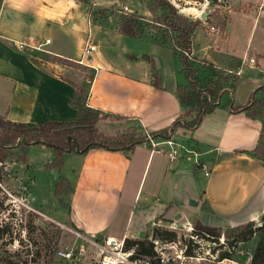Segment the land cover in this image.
<instances>
[{
  "label": "crops",
  "instance_id": "crops-1",
  "mask_svg": "<svg viewBox=\"0 0 264 264\" xmlns=\"http://www.w3.org/2000/svg\"><path fill=\"white\" fill-rule=\"evenodd\" d=\"M91 1L106 7L113 4ZM229 1L222 32L208 31L207 20L202 19L203 31L197 28L192 35L195 61L238 76L234 84L224 85L218 105L196 128L177 126L171 131L174 140L186 141L193 152L181 150L178 158L171 159L146 140L131 149L92 147L66 154L61 172L55 173L57 168L46 166L53 161V151L44 144H32L27 154L41 153L43 158L36 160L39 167L54 172L56 184L64 179L50 212L41 211L88 238L118 242L145 237L155 224H162V218L182 215L189 221L229 228L263 215L264 160L255 154L262 119L232 110V103L246 105L264 84V0ZM85 4L80 0H0V116L33 123L77 120L71 98L78 83L58 71L69 67L47 61L52 69L47 68L36 60L35 49L19 50L15 41L36 44L51 38L53 55L74 61L91 31L98 51L85 65L95 69L86 101L105 114L97 124L99 130L125 134L133 123L150 133L171 128L189 110L177 92L179 86L189 84L180 55L150 36L152 42L146 48H137L139 36L121 33L116 13H99L102 22L93 26ZM149 14L145 9L143 15ZM196 68L200 73L201 67ZM248 70L256 73L254 78L244 77ZM155 71L160 86L155 84ZM257 97L263 100L264 90ZM29 176V199L46 205L34 194L36 180ZM190 199L197 204H190Z\"/></svg>",
  "mask_w": 264,
  "mask_h": 264
},
{
  "label": "rangeland",
  "instance_id": "rangeland-1",
  "mask_svg": "<svg viewBox=\"0 0 264 264\" xmlns=\"http://www.w3.org/2000/svg\"><path fill=\"white\" fill-rule=\"evenodd\" d=\"M110 1L113 4L107 7L91 0L85 4V7L91 12L93 26L99 25L102 22L103 17L99 16V13L103 15L116 13L121 21L131 15H135L138 18L137 21L139 22L141 32L136 45L137 48H146V43L152 42L150 37L157 42H165L168 45L171 43L173 47L177 48L175 43L177 33L170 31L165 24L161 25L157 22L163 21L160 18L163 13L161 8L157 9L155 15L153 13L148 16L143 15L145 9L150 10L149 3H154V0ZM169 1L177 7L181 15L189 17L191 20H195L194 16L198 14V18H201L202 13L205 12L208 14V19L205 20L209 24L222 26L228 18L229 0ZM124 5H128L131 11L126 13L123 9ZM92 25L90 24V26ZM199 29L200 32L203 31L202 26ZM89 34H91V31H89ZM208 37H210L209 34ZM155 47L152 46L151 48L158 51ZM51 49L52 44L45 46L44 49L36 50V60L47 68H51L47 61H58L66 64L69 67L68 70H63V72L58 71L63 76H67L75 82L77 81L78 85H83L87 91L90 81L95 74V69L76 63L70 59L57 57L53 55ZM177 51L179 55L184 52L178 48ZM155 58H157L160 64L159 58L157 56ZM190 61L195 67L197 65L201 67L199 69L200 73L196 76V88L199 91H202L207 86L214 85V83H218V87L221 83L224 85L233 84L237 76L227 74L223 69L212 68L209 65L201 63V61H195L192 56ZM253 75H256V73L248 70L244 77H253ZM260 91L262 90L256 93V99L259 98L257 94ZM253 94H251V97ZM202 95H204L203 91ZM188 106L190 108V105ZM198 112L199 110H196L192 116L183 117L185 121H191L197 116ZM134 130L138 135L145 137L147 133H150L137 123H133L127 131ZM175 142L184 146L187 144L186 141L183 143L179 141ZM260 148L264 151V135ZM25 151L26 149L17 142L13 146L8 147L1 155L0 264H106V257H109L108 262L110 264H113V261L116 262L115 264H152V259L149 257L132 259L130 258V255L133 253L132 251H125V249L115 251L113 250V245H110L108 241L101 238H88L73 228V226L61 224L54 216L47 215L41 211L43 209L48 213L50 212L49 208L54 195H59L62 189L59 188L58 191L57 184L59 182L57 181L58 183L56 184L55 181V173H58L59 170L51 174L48 170L39 167L40 165L36 160L43 158L41 153H28L26 160L17 156L18 153H24ZM29 174L33 177V180H36L34 194L40 200L48 202L46 205L44 203L41 205V203L33 202L29 199V183L32 180ZM52 184H56L54 188ZM24 186L27 187L26 190L23 188ZM51 208L52 210L54 209L53 207ZM194 221H189L186 217L179 215L172 218H162V224H155L148 232L150 239L155 243L157 253L155 259L159 258L162 264H253L254 253L257 247H259L260 258L264 259V214L257 221H254L253 234L251 236L246 232L244 233L243 229L246 225L243 224L223 229L219 240L197 234L194 231ZM157 225L168 231H175L176 236L173 238L174 240L166 238L171 236L169 234L155 235L154 227ZM187 249H192L195 256L186 255ZM61 250L66 252L71 250L74 254L72 257L65 258L60 254Z\"/></svg>",
  "mask_w": 264,
  "mask_h": 264
},
{
  "label": "trees",
  "instance_id": "trees-1",
  "mask_svg": "<svg viewBox=\"0 0 264 264\" xmlns=\"http://www.w3.org/2000/svg\"><path fill=\"white\" fill-rule=\"evenodd\" d=\"M82 2H89L90 0H80ZM151 13L154 15L157 13V9L161 8L163 13L160 18L161 21H157L161 25L165 24L167 28L176 32L175 43L178 49L184 52L180 53V58L183 63V70L185 71L189 84L187 86H179L177 92L182 102L190 105L183 116L190 117L192 114L199 110L196 117L191 121H185L184 117L177 119L171 128L160 132H152V135L158 137H168L171 131L181 126L188 129L196 128L203 120L205 114L213 110L218 105V100L225 92L223 90L224 84L214 83V85L207 86L202 91L196 88V74L198 69L193 65L191 60L192 53V35L197 28L202 25V19L197 18L191 20L189 17L181 15L177 9L169 0H154V3H149ZM208 19V18H207ZM138 18L135 15H131L125 20L121 21L119 31L123 34L132 36H140V27ZM168 44V43H167ZM169 46L177 54V48L173 47L171 43ZM147 59H151L149 55H144ZM154 61V60H153ZM205 65H209L215 68L213 65L208 64L206 61H201ZM153 67H156L155 61ZM155 84L160 86V77L158 72H154ZM238 76L235 77L234 83L237 82ZM233 83V84H234ZM222 86V87H221ZM193 89V90H191ZM259 90H264V85L257 89L253 96L250 98L246 105L235 106L232 103V110L236 112L244 111L250 117H260L262 119L261 138L259 144L255 149V154L264 160V151L260 148L261 140L264 135V100L256 99L255 95ZM87 93L85 87L82 85L76 86V92L71 98V104L78 110V118L75 121H42V122H14L5 119L0 116V160L2 161V152L19 142L22 147L27 151L32 144H44L49 147L54 154L53 161L47 163V167H54L61 172L63 166L64 157L70 152L84 153L92 147L102 149H131L138 142L146 140L145 136H137L136 131H128L125 134H107L97 127V124L102 116L105 114L87 105ZM198 108V109H197ZM18 153V157L26 160L27 152ZM64 185V179L61 178L57 184V189L62 188ZM264 214V213H263ZM244 233H248L249 236L253 234L254 221H250L245 224ZM244 225V226H245ZM222 227H212L203 224L200 220L194 221V231L197 234H201L208 238L219 240L222 236ZM243 232V231H241ZM155 235L169 234L170 237H166L169 240H174L176 236L175 231H168L167 229L157 225L154 227ZM245 236V235H244ZM155 243L150 239V235L147 232L143 238H126L124 240L125 251H132L130 258L137 259L139 257H149L152 259V264H162L159 258H156ZM262 245V244H259ZM186 255L195 256L192 249L186 250ZM253 264H264V259L259 256V247L255 250Z\"/></svg>",
  "mask_w": 264,
  "mask_h": 264
},
{
  "label": "built area",
  "instance_id": "built-area-1",
  "mask_svg": "<svg viewBox=\"0 0 264 264\" xmlns=\"http://www.w3.org/2000/svg\"><path fill=\"white\" fill-rule=\"evenodd\" d=\"M123 9L126 13L129 12L128 5H124ZM206 24H207V28L210 32H212V33L222 32V26L221 25L209 24L208 22ZM51 42H52L51 38H45L43 41H39L36 44H31L30 41H15V46L19 50H26L29 48H33L35 50H41V49H44L45 46H48L49 44H51ZM97 51H98V43H97L95 37L92 34H89L87 39H86V43L82 49V53H81L80 57L78 59H74V61L76 63L82 64V65H87V59L89 57H91L92 55H94ZM146 140L153 147L160 146L161 148H159V151L168 154V156L171 159L178 158L181 150L193 152V150H189L186 146L175 142L177 140H174L172 138L171 134L168 137H159V136L156 137V136L152 135V133H147ZM197 162H199V161H197ZM205 174L207 176H209L210 170L207 169ZM23 188L25 190L27 189V187H25V186ZM107 241L109 242L110 245H113V250H115V251H121L124 247V242L113 241L111 239H108ZM60 254L65 258H69V257H72L74 253L71 250H69L67 252L61 250Z\"/></svg>",
  "mask_w": 264,
  "mask_h": 264
},
{
  "label": "water",
  "instance_id": "water-1",
  "mask_svg": "<svg viewBox=\"0 0 264 264\" xmlns=\"http://www.w3.org/2000/svg\"><path fill=\"white\" fill-rule=\"evenodd\" d=\"M207 15H208V14L205 13V12L202 13L201 18H202V19H206V18H207ZM189 203H190V204H194V205H196V204H197V201H195V200H193V199H190Z\"/></svg>",
  "mask_w": 264,
  "mask_h": 264
},
{
  "label": "bare ground",
  "instance_id": "bare-ground-1",
  "mask_svg": "<svg viewBox=\"0 0 264 264\" xmlns=\"http://www.w3.org/2000/svg\"><path fill=\"white\" fill-rule=\"evenodd\" d=\"M109 261V257H106V264H110V262H108ZM116 262L115 261H113V264H115Z\"/></svg>",
  "mask_w": 264,
  "mask_h": 264
}]
</instances>
